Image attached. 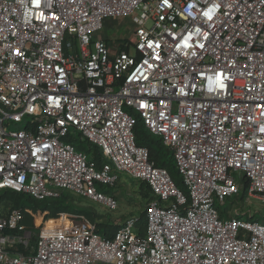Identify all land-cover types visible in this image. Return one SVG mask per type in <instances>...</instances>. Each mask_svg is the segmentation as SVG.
<instances>
[{"label": "built area", "instance_id": "built-area-1", "mask_svg": "<svg viewBox=\"0 0 264 264\" xmlns=\"http://www.w3.org/2000/svg\"><path fill=\"white\" fill-rule=\"evenodd\" d=\"M108 18L132 39L98 38ZM137 120L172 152L188 198L135 143ZM69 134L100 148L101 168ZM122 174L154 195L143 235L136 217L106 238L60 213L31 246L13 209L0 264H264V224L220 215L241 180L243 202L264 204V0H0V192L113 211L105 190Z\"/></svg>", "mask_w": 264, "mask_h": 264}, {"label": "trees", "instance_id": "trees-1", "mask_svg": "<svg viewBox=\"0 0 264 264\" xmlns=\"http://www.w3.org/2000/svg\"><path fill=\"white\" fill-rule=\"evenodd\" d=\"M134 136H135V143L138 146L147 149L149 160L153 162L157 167L166 169L171 179L177 186V188L185 195L186 198H188V194L186 188L183 185L182 178L175 167L172 152L163 145L161 138L151 135L140 120H137L134 126ZM65 141L71 143L77 151L84 153L87 159L92 163H94L97 169L101 168L102 165L106 162L100 148L97 145L89 142L88 140H81L78 134H69L65 138ZM136 183H138V194L143 200H145L148 203L149 201L154 199V195L150 187L146 183L144 182H136ZM241 185H242L241 191L237 196V198L239 200H244V197L246 196L247 184L245 183L244 180H241ZM105 192L111 193V189L107 188ZM68 194L70 193L63 192L57 198L36 200L26 194L16 193L9 190H3L0 192V202L8 201L11 207L8 211L13 209L20 210L23 215L22 223L25 226L26 225L33 226L35 224L36 215L41 213H42V217H48L47 213H50L51 216H56V214H60V213L84 215L93 222L95 217L94 213H91V211L89 210L79 209L78 207L74 206L72 204V201L69 200L70 197L68 196ZM234 199L228 200L227 203L228 202L231 203V201ZM227 210L228 207L227 209L223 208L220 211L221 217H223L225 211ZM28 212L32 213V218L28 215ZM0 215H4V214L0 213ZM245 218L247 219L249 218L250 220H254V221H258L260 219L255 215ZM145 224H146V210L143 213H141L138 217H136V222L133 232L136 235H143L145 231ZM97 226H98L97 232L105 236L106 238H112V236L114 235V233L118 228L117 226L113 227L108 224H101V225L97 224ZM35 240H36V236L33 235L30 238L31 246L34 244Z\"/></svg>", "mask_w": 264, "mask_h": 264}, {"label": "rangeland", "instance_id": "rangeland-1", "mask_svg": "<svg viewBox=\"0 0 264 264\" xmlns=\"http://www.w3.org/2000/svg\"><path fill=\"white\" fill-rule=\"evenodd\" d=\"M132 26L125 19L121 18H108L103 21V28L98 33L97 37L100 39H106L111 44H116L120 40L128 41L132 39ZM24 127V123L19 125H11V130L21 129ZM111 193L114 194L117 200V208L113 211L103 209V207L95 202H90L86 199H81L71 194H68L70 197L69 200L72 201V204L79 209H85L94 213L95 217L93 222L84 215H74L69 213V216H75V221L79 220L77 218L82 217L86 222L94 226L95 230H98L97 224H108L111 226H119L120 223H123L126 219L132 217H138L141 213L146 210L147 202L143 200L138 194V183L135 180L129 178L126 174L121 175V179L118 183V187L111 188ZM246 196L244 197V200ZM244 200H239L237 197L231 201V203H225L223 206L228 210L225 211L226 216H231L234 214V210H238L239 213L245 217L257 216L260 218L258 221L264 222V204L257 199L249 198L248 202H243ZM10 204L8 201L0 202V213L5 214L10 209ZM42 214V213H41ZM67 214V213H65ZM28 215L32 218V213L28 212ZM59 214L56 216H51L50 213H47L48 217H43L42 224L37 228L33 226L26 225V229L30 231V238L33 235L38 234V230L42 227L52 226L54 221L59 219ZM39 216L36 215V218ZM32 227V228H30Z\"/></svg>", "mask_w": 264, "mask_h": 264}]
</instances>
